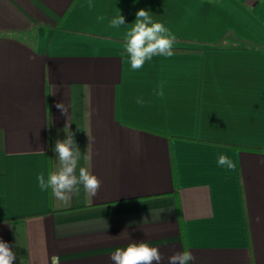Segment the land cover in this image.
Masks as SVG:
<instances>
[{
  "label": "crops",
  "instance_id": "obj_1",
  "mask_svg": "<svg viewBox=\"0 0 264 264\" xmlns=\"http://www.w3.org/2000/svg\"><path fill=\"white\" fill-rule=\"evenodd\" d=\"M141 8L192 52L132 70ZM67 122L101 187L57 207L37 176ZM0 240L13 264H112L141 241L162 264H264V0H0Z\"/></svg>",
  "mask_w": 264,
  "mask_h": 264
},
{
  "label": "clouds",
  "instance_id": "obj_2",
  "mask_svg": "<svg viewBox=\"0 0 264 264\" xmlns=\"http://www.w3.org/2000/svg\"><path fill=\"white\" fill-rule=\"evenodd\" d=\"M98 19L103 21L105 17L100 16ZM122 25H125V17L119 12L110 20V27L118 28ZM131 25L130 30L125 33V48L132 70L142 68L146 61H150L155 56L171 57L174 54L172 49L175 35L162 22L155 21L149 11L139 9L136 12L135 22ZM85 92L87 102V87ZM137 102L142 104L143 100ZM56 107L62 114L68 115L69 108L63 102H58ZM63 131L66 134L65 138L57 139L52 149L56 154L55 167L48 173L47 178L44 173L38 174V186L41 191L51 190L57 201V207L67 206L72 197L79 194L80 186L83 187L91 203L101 187L100 179L90 170L92 138L86 132L89 144L87 152L83 155L85 164L78 168L81 152L74 139V134L70 131L69 122L65 124ZM217 163L220 167L235 168L233 161L225 154L218 156ZM15 259L16 254L12 247L0 240V264H13ZM110 260L112 264H162L164 256L158 248L150 246L146 241H141L131 242L125 248H117L111 254ZM195 260L196 257L190 250H182L168 256L167 264H190Z\"/></svg>",
  "mask_w": 264,
  "mask_h": 264
},
{
  "label": "trees",
  "instance_id": "obj_3",
  "mask_svg": "<svg viewBox=\"0 0 264 264\" xmlns=\"http://www.w3.org/2000/svg\"><path fill=\"white\" fill-rule=\"evenodd\" d=\"M219 44H221V43H219ZM172 50H173V52H179V51H181V52H192V50H190V49H181V48L172 49Z\"/></svg>",
  "mask_w": 264,
  "mask_h": 264
}]
</instances>
